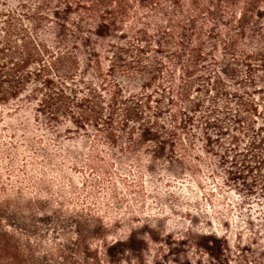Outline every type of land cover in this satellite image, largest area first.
Instances as JSON below:
<instances>
[{"label":"trees","instance_id":"trees-1","mask_svg":"<svg viewBox=\"0 0 264 264\" xmlns=\"http://www.w3.org/2000/svg\"><path fill=\"white\" fill-rule=\"evenodd\" d=\"M32 1L35 15L0 2L1 103L26 96L49 122L63 118L85 133L92 130L102 146L117 144L124 131L132 142L166 131L155 143L157 151L172 144L198 172L204 164L199 152L213 157L225 187L252 202L264 200V24L247 21L248 7L260 6L264 15V0H245L241 19H235L240 0L207 7L209 19L201 14L206 6L197 0ZM150 33L161 37L162 47ZM223 66L232 69L226 72ZM118 76L140 79L141 91L126 93ZM135 132L141 137L134 138ZM141 144L139 162L151 163L152 144ZM197 146L202 149L192 156L190 149L196 152ZM34 155L44 158L43 164H30L35 169L55 166L59 158L44 148ZM97 156L91 157L104 167ZM14 162L8 157L11 166ZM4 212L0 205V224L15 217L20 226L13 234L0 225V264H64L48 254L55 248L49 242L30 241L27 253L16 238L35 231L51 234L49 229L41 231L27 224L26 217L10 211L9 218ZM80 225L84 245L96 225Z\"/></svg>","mask_w":264,"mask_h":264},{"label":"rangeland","instance_id":"rangeland-1","mask_svg":"<svg viewBox=\"0 0 264 264\" xmlns=\"http://www.w3.org/2000/svg\"><path fill=\"white\" fill-rule=\"evenodd\" d=\"M7 1L17 12L36 14L32 0ZM244 1L236 4L235 19L243 18ZM197 3L206 6L201 13L205 19L211 17L207 7L228 6L227 0ZM259 7H248L247 21L261 26L264 15ZM53 19L68 25L63 18ZM159 19L166 25L163 16ZM217 26L213 31L216 35L220 32L219 23ZM150 35L158 41L155 45L163 46L161 37ZM114 39L123 40L121 36ZM222 69L228 72L232 68ZM117 78L126 93L141 91L140 79ZM25 97L6 103L0 100V205L9 215L5 217L11 218L10 211L18 213L30 226L51 231L16 237L27 253L31 241L55 246L48 254L61 258L64 264H264V200L254 198L252 202L225 187L217 174L216 159H207L199 152L203 167L192 171V165L172 144L157 151L155 143L167 134L164 131L142 138L141 142L152 144L154 151L151 163H140L142 144L132 142L126 131L117 144L102 146L96 143L92 130L85 133L63 118L49 122L36 103ZM164 106L166 110L168 106ZM133 137L141 135L135 132ZM94 146L104 167L91 157L97 155L92 153ZM197 147L196 152L190 149L192 156L201 151L202 147ZM42 148L59 157L55 166L35 169L30 165L44 163V158L34 155ZM8 157L15 159L13 166ZM17 223L14 217L0 225L16 234ZM80 223H95L98 234L87 235L84 245L79 241ZM62 233L67 235L65 239L60 238Z\"/></svg>","mask_w":264,"mask_h":264}]
</instances>
